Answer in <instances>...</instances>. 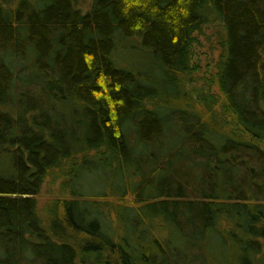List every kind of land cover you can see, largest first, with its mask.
<instances>
[{"label":"trees","instance_id":"trees-1","mask_svg":"<svg viewBox=\"0 0 264 264\" xmlns=\"http://www.w3.org/2000/svg\"><path fill=\"white\" fill-rule=\"evenodd\" d=\"M76 3L0 0V264H191L214 240L226 264H264V0ZM199 35L215 92L187 87ZM127 36L151 48L155 79L118 63ZM161 152L153 173L183 155L195 169L159 191L141 178L151 201L128 203L131 158ZM96 171L119 182L101 200L82 189ZM54 177L60 197L41 208Z\"/></svg>","mask_w":264,"mask_h":264},{"label":"rangeland","instance_id":"rangeland-1","mask_svg":"<svg viewBox=\"0 0 264 264\" xmlns=\"http://www.w3.org/2000/svg\"><path fill=\"white\" fill-rule=\"evenodd\" d=\"M10 4H13L15 0H8ZM85 4L91 0H77V5L81 4V2ZM207 35L210 36V30H206ZM119 41V48L117 49V61L121 65L131 66L135 70L147 72L152 79H155L157 76L156 73V61L151 57L152 53L151 48L144 45L139 36L132 37H122ZM211 45L213 43L210 39L205 38L204 36H198L197 43L193 46V54H192V82H188L187 87L193 88V91L201 90L203 93L205 92H215L216 88L214 85L210 86V77L213 72V61L216 55V51H213ZM151 55V56H150ZM154 60V61H153ZM24 76H30L27 72ZM25 89L29 86L27 82L19 83ZM16 85V84H14ZM20 86V85H19ZM14 91H10L9 96H13ZM60 111V119L61 121L66 120V114L61 110L60 107L57 108ZM71 122H68V125ZM72 126L75 125L72 123ZM157 143V142H156ZM153 146H150L152 148ZM186 156L183 155L182 158L180 156L178 158H173L170 163H166L167 169L166 171L161 170L158 172H152V169L159 162L163 163L164 160L167 159L165 153H157L152 156L147 154H134L132 159L133 166H141L142 176H138L133 183V190H129V194L126 197V201L134 206L139 204H143L146 201H151L148 197L151 196L150 188L143 187L136 189V185H138L141 178L143 179H153L156 184V188L158 191L163 185L176 186V182L173 183V170L176 171V176H183L181 172H190L191 165H187ZM189 160V159H188ZM10 154L9 153H0V175H5L9 173L10 169ZM193 169H195L194 165H192ZM109 172V171H108ZM85 175L82 177V185L84 188L83 192L88 193L87 199L101 200L100 196H98L99 192L105 191L107 189V185L111 184V188H115L116 184H119L118 179L112 178L109 176V180L107 179V175L102 174L101 172H93V173H84ZM108 174V173H107ZM111 179V180H110ZM60 178H48L47 184L43 185L40 194L36 195V198L39 201V207L43 208L47 203L52 202L54 199L60 197V189H59ZM169 187V186H168ZM137 190V191H135ZM135 195L138 196V200L136 202ZM109 199V198H108ZM110 200L117 201L116 198L112 197ZM170 236V233L166 230L163 236ZM173 242H176L178 237L176 235H172ZM218 240H214L215 243H211L206 248L207 257L204 260H201L202 251L196 250L198 248H189L188 251H192V253L197 256L194 259H190L191 264H226L227 263V254L230 246L221 245L217 243ZM17 247V244H15ZM190 254V253H189ZM185 255H180L177 260V264H186L187 260L184 257Z\"/></svg>","mask_w":264,"mask_h":264}]
</instances>
